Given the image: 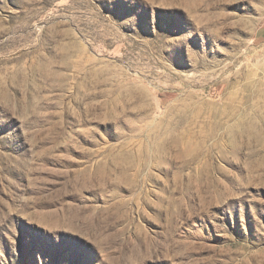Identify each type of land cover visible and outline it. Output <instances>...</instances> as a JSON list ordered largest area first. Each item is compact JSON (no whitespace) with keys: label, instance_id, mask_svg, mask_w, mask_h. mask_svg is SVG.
<instances>
[{"label":"rangeland","instance_id":"rangeland-1","mask_svg":"<svg viewBox=\"0 0 264 264\" xmlns=\"http://www.w3.org/2000/svg\"><path fill=\"white\" fill-rule=\"evenodd\" d=\"M263 32L264 0H0V264H264Z\"/></svg>","mask_w":264,"mask_h":264},{"label":"bare ground","instance_id":"bare-ground-1","mask_svg":"<svg viewBox=\"0 0 264 264\" xmlns=\"http://www.w3.org/2000/svg\"><path fill=\"white\" fill-rule=\"evenodd\" d=\"M246 116V115H245ZM244 117V116H243ZM247 117V116H246ZM245 123V122H244ZM243 123V121H242V123H241V125L242 124H244ZM242 126H244V125H242ZM249 127V126H248ZM251 127H253V126H251ZM241 129V128H240ZM249 129V128H248ZM234 130V129H233ZM246 131V130H245ZM233 133L235 134V135H238V134H241V133H244V131L243 130H235V132L233 131ZM248 133V132H247Z\"/></svg>","mask_w":264,"mask_h":264},{"label":"crops","instance_id":"crops-1","mask_svg":"<svg viewBox=\"0 0 264 264\" xmlns=\"http://www.w3.org/2000/svg\"><path fill=\"white\" fill-rule=\"evenodd\" d=\"M263 34H264V32H263Z\"/></svg>","mask_w":264,"mask_h":264}]
</instances>
